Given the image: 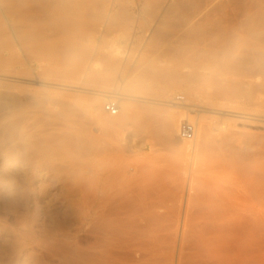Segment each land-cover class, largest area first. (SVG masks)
Masks as SVG:
<instances>
[{"label":"bare ground","instance_id":"1","mask_svg":"<svg viewBox=\"0 0 264 264\" xmlns=\"http://www.w3.org/2000/svg\"><path fill=\"white\" fill-rule=\"evenodd\" d=\"M114 27L121 34L101 51L98 43L118 33L107 32ZM20 52L41 59L37 74L7 69L2 81L73 90L61 76L84 74L105 93L88 90L93 96L84 104L50 90H0V197L6 189L27 203L11 211L13 257L35 264H264V134L248 131L264 129V0H0V62H22ZM180 69L196 79L186 104L198 93L212 99L205 109L182 108L230 116L247 130L200 121L192 164H173L182 173L171 189L154 172H89L80 156L102 150L101 133L130 151L128 134L116 132L120 119L100 115L101 99L117 90L116 74L130 79L131 91L148 84L166 93ZM119 91L109 95L133 99ZM242 95H261L263 109L239 107ZM176 125L165 122L161 135L171 138Z\"/></svg>","mask_w":264,"mask_h":264},{"label":"rangeland","instance_id":"2","mask_svg":"<svg viewBox=\"0 0 264 264\" xmlns=\"http://www.w3.org/2000/svg\"><path fill=\"white\" fill-rule=\"evenodd\" d=\"M110 29H112V30H108L107 32L111 33V31L116 30V31H118V33L115 32L116 33L115 34L114 32H112L111 34H109L111 37L107 33H105L108 37L106 35H104L105 38H102L100 40V42L98 43V47L101 51H106L107 47L110 46L112 41H114L117 38L116 35L121 34V32H119V29L117 27L110 28ZM119 35H118V37H119ZM109 37L112 39L110 40ZM104 39H107V40H105L106 42L102 41ZM108 43H110V44H108ZM157 50L160 51L159 49H157ZM157 50L155 52L160 53V52H157ZM27 53H28L29 59H26L25 56L23 55V53L20 52L22 62L12 63L9 61V63L5 62L6 64L4 62H0V70H1L0 73H3V72L8 73L6 71L8 69V71L12 72L13 74H15V73L17 75L22 74L23 76H31V74H32L33 76H35V74H37L38 70L40 69V67L42 65V61L39 57H36L33 52H27ZM153 54H155V53H153ZM6 55H7V53H6ZM22 55L24 56V58ZM101 61H97V63L95 64L96 69H101L102 67H104V65H102L103 60H101ZM127 63H128V65H127ZM127 63H126V66L130 67L131 64H133V61L128 60ZM142 66L145 67L144 64ZM186 72H189V71L186 69H180V73H183V75L181 74L180 78L176 79L178 82L175 80L177 82V84L175 85L173 83V86H172L173 88H171V90L169 92H166V93L163 92L161 89H159V87H157V89H158L157 90L156 86H152V88H151V86H149L148 84H147V87L144 85L143 86L145 87V89L149 88L150 90L149 89L145 90L144 88L139 87V88H137V92L135 91L136 89L134 90L135 92L131 91L130 89H128L131 87L130 86V83H131L130 79L126 78L127 81L126 80L122 81L120 76L118 74H116L115 78L112 80L113 81L112 85L116 86L117 90L114 93L112 92L113 91L112 90L107 94L108 95L109 94L118 95V93H116V92H118L119 90H121L123 92L125 90L123 93H125V92L130 93V94L133 93L130 96V97H133V99H125V100L123 99V102H122V99H120L119 100L120 110H119V113L117 114L118 116L117 115L111 116L109 114L107 115V113L102 109V103L105 100L104 99L105 96H104L101 99L102 102H99V105L101 108L100 109L101 110L100 115L102 118L103 117L106 119L110 118L109 120L116 119L114 121H117V120L119 121V119H120V121H119L120 124L117 125L118 127L116 126L117 128L115 127L116 132L119 131V133L122 134L123 136L128 134L127 135L128 137L126 139L129 141V144H130L129 150L130 151L125 150L124 144H121V140L116 139L112 135H108V133L107 134L101 133L100 134L101 140H99L100 141L99 143L101 145L102 150L98 151V154L96 152H94V153L89 152L86 154V156L85 155L80 156V160L81 161L84 160L81 163L86 164V168L89 167L88 168L89 172H91V171L93 172L94 170L99 171L98 169L101 170V168H102L101 171L106 172V169H107V172H109V171H111L110 167L113 168V170L115 171L114 172L115 174L117 172V174L118 173H120V174L121 173H127V174H135V175L139 176L140 174L142 175L144 173L154 172V173H157V175L163 179L165 188L171 189L173 183H176L177 185H179L180 180H181L182 171L175 170V168L173 167V164L177 161H183L184 162V160L187 161L189 165L192 164L191 162L189 163V161H191V159H189V158H191V154H190V152L192 153L191 148H192V146L196 140V136L192 141H187V142H183L177 138L178 126L180 125L179 123L181 122V120L182 119L185 120L188 118V120L195 122L196 125H198V123H200V121L204 120L205 122L207 121L208 124L211 126H214L213 125L214 122H220V121L221 122H229V123L234 122L231 120L230 116H227L224 114L211 113V112H207L205 110H190V109L186 110L185 108H182V106L174 108V107L167 106V105H164L161 103V102L170 103L169 102L170 98L172 97V95H174L176 93H184L185 96H188V97L190 95H194L191 90H192L193 85H195V84L192 85V82L196 83V81H195L196 79L194 80L195 76H193V74L191 75L190 72H189L190 75L186 74ZM28 74H30V75H28ZM192 76L194 78H191ZM61 77H63V79H64L63 81L65 82V84L67 82L66 85L68 87H73L72 88L73 90L47 87V86L39 85L37 83L22 82V81H19L16 79L10 80V81L7 80V82H6V80L2 81V79H0V90L3 91V90L7 89L8 91L14 92L17 95H22L26 92L31 93V92L35 91V89H36V91H39L37 89H40L42 91L50 90V92L51 91L54 92L51 94V96L54 98L58 97L61 99V98H63V95H60V94H70V97L75 98V100L77 102H82L84 104L87 103L88 98L93 96V94L89 93V91L90 92L92 91V92H103V93H105V91H103V90H105V88L102 87L103 85L101 83L99 84L100 81H97V79L93 78V80L95 79L93 82V80L91 78L92 76H90V75L79 74V75L74 76V75H70V74H63ZM187 77H189V78H187ZM190 79H191V81H190ZM73 80L79 81V82L81 81L80 82L81 85L79 83H75ZM192 80H194L195 82ZM71 81H72V83H70ZM82 83H84V84H82ZM185 83L187 84V86ZM78 84L81 87L85 86L84 89L85 90L87 89L86 90L87 92H80L79 90H82V89L80 86L78 88L76 87V86H78ZM189 87H190V91L188 90ZM74 89H76V90H74ZM138 89L142 93H140V91H138ZM152 89H154V90H152ZM142 90H144V92ZM57 93H59V94H57ZM200 94L201 93H198L195 96V100L193 98V100H192L193 102L192 101L189 102L190 107H193L192 103L201 104V106H203V109H205L204 106L209 105V102H211L212 99L210 97H207L205 94L204 95L201 94L202 96ZM253 94H256V93L254 92ZM248 96L242 95L237 100V101H239L238 104H236L235 102L234 103L236 105L240 104L239 107L247 108L251 112H257V111L259 112L260 110L263 109L262 105H260L261 104L260 102L262 100L261 95H260L261 97L259 95H255V96L252 95L251 97H253V98H251L250 96L248 97ZM65 97L70 98L67 96H65ZM186 99H187V97H186ZM224 101L228 102V104L229 103L234 104L233 101L230 102L228 100H223L222 102L225 103ZM170 104H173V103H170ZM225 104H227V103H225ZM173 105H175V104H173ZM176 106H178V105H176ZM201 106H200V108L202 109ZM124 115H126V116L124 117ZM139 116L143 121L140 120ZM124 118H126V119H124ZM138 118L140 121L138 120ZM170 119L172 121H174L177 125L175 126L176 129H174L175 130L174 134L171 136V138L167 139L161 135L162 134L161 133V128H162L161 126H163L165 122L170 121ZM177 120H178V123H177ZM234 123H236V122H234ZM96 125H97V127L100 126L97 123L94 124V126H96ZM235 125H236L235 127H237V128L239 126L238 129H240V130H247V128L245 129V126L241 127L240 124L238 125L237 123ZM141 126L143 127V129ZM198 126H197V128H198ZM248 131L252 132L253 134H259V133L264 134V129L260 128V127H256V128L253 127V128L248 129ZM107 148H109L108 149L109 152L106 151ZM110 148L112 150H110ZM103 149H105L106 152ZM182 155H184V156H182ZM197 159H195L196 161L194 160V163L199 161V159L198 160ZM202 159H205L203 154L201 155V159H200L199 163H201ZM183 162H182V164H183ZM84 164L82 165L83 167H85ZM108 168H109V171H108ZM113 170H112V172H113ZM3 192H5L4 193L5 195L3 194ZM8 194H9V196L11 195L10 197L13 196L12 197L13 200L8 196ZM2 195H4V196L2 197ZM15 195L16 194H14V192H11V191L9 192V190H6V189L1 190V197H0V219H1L0 220V222H1V225H0V230H1L0 231V264H11V263L12 264H15V263L16 264H24V262L26 263L27 261L28 262L26 264H30V262H31V264H35L36 261L34 262L33 261L34 259H29L28 257H24V258L22 256H20L19 258L15 257V256L13 257L14 253L12 252V250L10 248L12 246L10 244L12 242V238L10 236L11 235V233H10L11 229L10 228H12L15 225L13 223L14 221L12 219L13 216L11 214V211L14 209V207L17 208V206H20V205H25V204L27 205V203L24 200H20L18 198L19 196L17 197V195L16 196ZM5 196L7 198H5ZM15 198H16L17 202H16ZM1 200H2V202H1ZM20 201L21 202L23 201L25 203L21 204ZM14 204H16V206ZM171 204H173V203L169 202V205H171ZM1 205H4V207ZM13 205H14V207H13ZM28 206L32 207V204L29 203ZM18 211H20V210L18 209ZM6 213H7V215H6ZM4 215H6V216H4ZM9 220H11V221H9ZM7 221L9 224L8 223L6 224ZM3 222L5 223V225L3 224ZM11 225H12V227H11ZM8 226H9V228H7ZM5 230H6V232H5ZM9 236L11 239L9 238ZM10 252H12L11 253L12 255L10 254ZM9 254H10V256H8ZM11 259H12V261L10 262L9 260H11ZM22 259H24L26 261H24V260L22 261Z\"/></svg>","mask_w":264,"mask_h":264},{"label":"built area","instance_id":"3","mask_svg":"<svg viewBox=\"0 0 264 264\" xmlns=\"http://www.w3.org/2000/svg\"><path fill=\"white\" fill-rule=\"evenodd\" d=\"M169 102L178 106L190 105L186 104V96L184 93H176L172 95ZM119 103L120 102L117 96L107 95L104 102L102 103V109L111 116L117 115L120 110ZM179 124L177 138L181 141H192L195 138L197 132V125L195 122H192L188 119H182Z\"/></svg>","mask_w":264,"mask_h":264}]
</instances>
